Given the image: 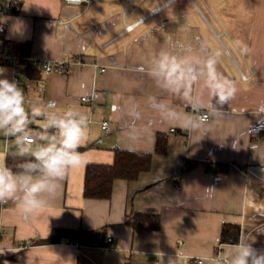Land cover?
I'll use <instances>...</instances> for the list:
<instances>
[{
	"label": "crops",
	"instance_id": "0c3cea01",
	"mask_svg": "<svg viewBox=\"0 0 264 264\" xmlns=\"http://www.w3.org/2000/svg\"><path fill=\"white\" fill-rule=\"evenodd\" d=\"M21 1L20 13L4 17L2 40L28 42L34 58L68 62L65 73L46 78L44 94L26 85L24 106L55 101L61 115L78 111L88 135L78 149L81 166L40 216L25 221L15 204H0V264H173L175 256L176 264H196L202 253L228 251L231 244H219L223 223L238 224L239 240L264 250V0ZM165 50L193 60L218 50V70L236 84L221 117L205 112L203 138L155 122L150 97L185 112L184 101L148 74ZM0 68L9 77L10 68ZM193 91L200 95L201 85ZM157 133L167 135V150L153 156L149 171L115 180L109 199L83 197L87 164H110L114 150L152 153ZM13 144L0 133V151L16 154ZM215 164L227 172L215 173ZM131 212L158 216V227L133 228ZM54 228L90 230L97 245L26 246Z\"/></svg>",
	"mask_w": 264,
	"mask_h": 264
},
{
	"label": "clouds",
	"instance_id": "9594fccd",
	"mask_svg": "<svg viewBox=\"0 0 264 264\" xmlns=\"http://www.w3.org/2000/svg\"><path fill=\"white\" fill-rule=\"evenodd\" d=\"M73 2L79 6L86 0ZM172 3L174 0L168 4ZM248 51L244 47L243 52ZM220 56L218 50L209 51L203 59L193 60L187 53L176 55L165 50L153 58L148 74L157 87L181 98L185 108L184 113H179L150 97L155 122L177 125L202 138L207 135V121L200 114L206 112L213 119L221 117L224 107L237 94L235 82L218 70ZM6 72L0 68V133L13 140L16 155L25 159L18 170H13L7 164L8 153L0 151V204L12 202L21 219L27 221L46 210L67 174L81 166L78 149L87 139L88 118L71 108L59 114L55 101L32 104L26 109L23 90ZM198 83L201 94L195 95L193 89ZM134 115L139 118L140 114ZM212 190L207 188L209 193ZM249 241L238 240L220 257L202 253L196 258L197 264H264V250L252 248Z\"/></svg>",
	"mask_w": 264,
	"mask_h": 264
},
{
	"label": "trees",
	"instance_id": "16d2710c",
	"mask_svg": "<svg viewBox=\"0 0 264 264\" xmlns=\"http://www.w3.org/2000/svg\"><path fill=\"white\" fill-rule=\"evenodd\" d=\"M3 44L14 50L20 56H28L30 44L28 42H6ZM25 72L30 77H38L39 73L30 67L25 68ZM227 108V105L224 109ZM223 109V110H224ZM167 135L157 133L155 135L154 150L152 153L114 150L113 159L110 164L89 163L84 169V182L82 195L87 199H109L112 195L113 183L115 180L134 181L142 173L149 171L154 155L162 156L167 150ZM25 158L17 156L15 153H8L7 164L13 170H18V166ZM215 173H225L227 165L215 164ZM1 207V205H0ZM159 218L152 214H142L131 212L127 217V223L133 228H157ZM94 233L83 229L54 228L51 236L45 240H35L31 244L44 245L56 244L61 241L70 244L89 245L93 244ZM240 236V226L234 223H223L220 229L219 244L234 245ZM1 237V232H0Z\"/></svg>",
	"mask_w": 264,
	"mask_h": 264
},
{
	"label": "built area",
	"instance_id": "2783aa9c",
	"mask_svg": "<svg viewBox=\"0 0 264 264\" xmlns=\"http://www.w3.org/2000/svg\"><path fill=\"white\" fill-rule=\"evenodd\" d=\"M63 3L68 5H76L73 0H62ZM90 0L81 4H88ZM80 4V5H81ZM22 1L21 0H0V66H7L10 68L9 79H15L21 89L23 90L26 85L34 84L36 92L40 95L44 94L46 90V78L54 74L65 73L68 67L67 61H61L58 63H52L38 58H34L30 55L20 56L14 50L3 44L1 36L5 33L4 17L7 15L18 14L21 11ZM30 67L37 70L39 73L38 77H30L26 72L25 68ZM244 78V77H243ZM82 102L87 103L89 100L86 97L81 98ZM203 119L208 120V115L206 113L200 114ZM101 129L107 131V122H103ZM170 131H173L172 129ZM4 140L8 142L12 140L11 138H5ZM13 141V140H12ZM16 150L14 144L10 147L9 151ZM8 151V152H9ZM111 241L110 238L106 239V243ZM93 245H97L95 242ZM215 257H220L216 254ZM197 264V260L195 261Z\"/></svg>",
	"mask_w": 264,
	"mask_h": 264
}]
</instances>
